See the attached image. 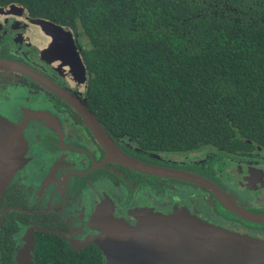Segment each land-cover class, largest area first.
<instances>
[{"label":"flooded vegetation","instance_id":"flooded-vegetation-1","mask_svg":"<svg viewBox=\"0 0 264 264\" xmlns=\"http://www.w3.org/2000/svg\"><path fill=\"white\" fill-rule=\"evenodd\" d=\"M19 11L0 12V60L23 66L0 70V106L12 107L16 92L23 98L10 114L0 107V116L23 125L29 150L28 162L0 194V264H41V241L82 252L96 246L91 240L107 216L135 224L134 213L143 211H186L221 229L264 239V142L231 128L233 144L177 156L116 135L91 109L83 89L78 64L87 41L71 26L67 38L52 30L51 20ZM128 161L188 172L196 181L145 172Z\"/></svg>","mask_w":264,"mask_h":264},{"label":"trees","instance_id":"trees-1","mask_svg":"<svg viewBox=\"0 0 264 264\" xmlns=\"http://www.w3.org/2000/svg\"><path fill=\"white\" fill-rule=\"evenodd\" d=\"M10 4L79 31L88 102L116 135L161 153L233 144L231 128L264 142V0H0ZM36 255L106 264L96 246L41 241Z\"/></svg>","mask_w":264,"mask_h":264},{"label":"water","instance_id":"water-1","mask_svg":"<svg viewBox=\"0 0 264 264\" xmlns=\"http://www.w3.org/2000/svg\"><path fill=\"white\" fill-rule=\"evenodd\" d=\"M18 10L21 14L27 12L17 4L0 6V12L5 15H13ZM48 24L52 30L70 38L71 28L68 26L60 27L51 22ZM69 42L74 50L70 39ZM79 60V73L85 81L83 89H87L89 80L86 66L80 55ZM22 67L13 61L0 60V70L20 71ZM74 103L85 116H91L94 126L103 129L85 105L79 101ZM22 128V124L0 116V194L15 172L21 170L28 162V142L23 136ZM244 141L250 142L245 139ZM208 147L204 145L199 149L177 152L174 155L187 156ZM115 153L117 156L120 154L117 148ZM123 159H127V156ZM126 163L145 172L196 181L188 172L137 165L133 161ZM134 217L136 223L131 224L113 214L107 216L103 227L100 228V235L91 240L102 252L106 264H264L262 238L221 229L186 211H177L170 215L143 211L134 213ZM32 247L33 245L30 251ZM23 263L30 264L26 261Z\"/></svg>","mask_w":264,"mask_h":264},{"label":"rangeland","instance_id":"rangeland-1","mask_svg":"<svg viewBox=\"0 0 264 264\" xmlns=\"http://www.w3.org/2000/svg\"><path fill=\"white\" fill-rule=\"evenodd\" d=\"M85 42H86V40H85ZM14 98H17V101L15 102V104L12 107H7L5 104H3V106H0L3 109L7 108L9 114L12 113L13 108H15L16 105H19V102L22 100L23 97H22V94L20 92H16V94L14 95Z\"/></svg>","mask_w":264,"mask_h":264}]
</instances>
